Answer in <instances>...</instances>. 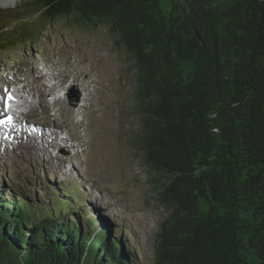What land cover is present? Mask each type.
Here are the masks:
<instances>
[{"label": "trees", "instance_id": "16d2710c", "mask_svg": "<svg viewBox=\"0 0 264 264\" xmlns=\"http://www.w3.org/2000/svg\"><path fill=\"white\" fill-rule=\"evenodd\" d=\"M38 2L107 27L136 72L134 142L168 211L150 264H264V0ZM54 180L35 196L0 177L2 264H142L78 182Z\"/></svg>", "mask_w": 264, "mask_h": 264}, {"label": "rangeland", "instance_id": "374dc122", "mask_svg": "<svg viewBox=\"0 0 264 264\" xmlns=\"http://www.w3.org/2000/svg\"><path fill=\"white\" fill-rule=\"evenodd\" d=\"M38 1L0 7L23 17L0 18V104L6 108L12 89L31 101L17 110L18 133L0 137V177L29 191L38 184L35 196L49 177L78 182L85 211L123 227L138 259L150 264L168 211L134 142L142 124L136 72L107 27L49 20ZM72 86L79 101L68 97Z\"/></svg>", "mask_w": 264, "mask_h": 264}, {"label": "bare ground", "instance_id": "6f19581e", "mask_svg": "<svg viewBox=\"0 0 264 264\" xmlns=\"http://www.w3.org/2000/svg\"><path fill=\"white\" fill-rule=\"evenodd\" d=\"M19 0H0V7L3 8H10L16 6ZM22 96V95H21ZM20 96L19 93L12 89L8 91L7 94V102H5V120H3L0 124V137L3 135L2 138L13 136L18 133V130L22 128L19 126L20 117L17 115V110L22 109L23 106H27L30 104V98H23ZM5 97V96H4ZM6 99V98H5ZM6 101V100H5ZM29 112V111H28ZM9 118H11V122H8ZM11 138L10 140H12ZM0 141H2L0 139ZM9 144L12 141H8Z\"/></svg>", "mask_w": 264, "mask_h": 264}, {"label": "water", "instance_id": "95a60500", "mask_svg": "<svg viewBox=\"0 0 264 264\" xmlns=\"http://www.w3.org/2000/svg\"><path fill=\"white\" fill-rule=\"evenodd\" d=\"M68 97L70 100H76L79 101L81 97V90L75 86H72L68 91ZM0 264H2L0 262Z\"/></svg>", "mask_w": 264, "mask_h": 264}, {"label": "snow or ice", "instance_id": "6c2138e0", "mask_svg": "<svg viewBox=\"0 0 264 264\" xmlns=\"http://www.w3.org/2000/svg\"><path fill=\"white\" fill-rule=\"evenodd\" d=\"M8 122H11V118H9Z\"/></svg>", "mask_w": 264, "mask_h": 264}]
</instances>
